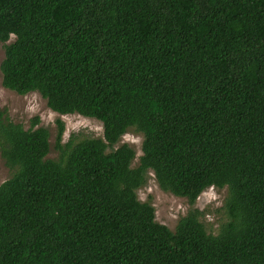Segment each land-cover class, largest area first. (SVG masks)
<instances>
[{
	"label": "trees",
	"instance_id": "16d2710c",
	"mask_svg": "<svg viewBox=\"0 0 264 264\" xmlns=\"http://www.w3.org/2000/svg\"><path fill=\"white\" fill-rule=\"evenodd\" d=\"M0 44L3 88L103 126L63 143L57 121L53 160L0 110V264H264V0H0ZM148 171L191 204L226 187L227 221L156 222Z\"/></svg>",
	"mask_w": 264,
	"mask_h": 264
},
{
	"label": "rangeland",
	"instance_id": "374dc122",
	"mask_svg": "<svg viewBox=\"0 0 264 264\" xmlns=\"http://www.w3.org/2000/svg\"><path fill=\"white\" fill-rule=\"evenodd\" d=\"M14 39L11 36L10 41ZM4 56V45L0 44V63ZM5 109L7 116L14 122L21 124L25 129L29 128L34 117L39 118L38 126L48 130L49 152L48 159H57L58 153L54 148L57 132V121L64 126L62 142L73 135L75 140L84 138H102L103 126L96 119L83 117L77 114L60 115L47 107L46 101L36 92L19 95L7 90L1 85L0 74V110ZM129 145L135 152L131 167H136L141 156L142 135L140 132L130 128L119 140L117 146ZM11 170L6 166L0 156V184L11 176ZM227 195V188L208 187L203 190L191 204L187 198L175 196L158 186L152 171H148L145 184L137 190V198L141 202H149L154 208L156 222L165 225L173 231L179 219L190 210L199 211V220L203 223L206 231L216 234L227 215L223 203Z\"/></svg>",
	"mask_w": 264,
	"mask_h": 264
}]
</instances>
